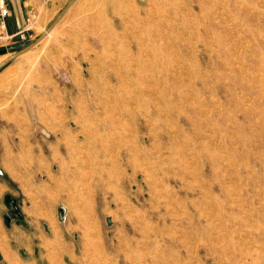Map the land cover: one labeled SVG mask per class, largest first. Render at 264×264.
<instances>
[{
    "label": "rangeland",
    "instance_id": "rangeland-1",
    "mask_svg": "<svg viewBox=\"0 0 264 264\" xmlns=\"http://www.w3.org/2000/svg\"><path fill=\"white\" fill-rule=\"evenodd\" d=\"M69 1L0 49L36 42ZM172 4L176 79L140 114L169 75L152 48ZM0 183L4 224L40 264H264V0H76L0 71Z\"/></svg>",
    "mask_w": 264,
    "mask_h": 264
},
{
    "label": "crops",
    "instance_id": "crops-1",
    "mask_svg": "<svg viewBox=\"0 0 264 264\" xmlns=\"http://www.w3.org/2000/svg\"><path fill=\"white\" fill-rule=\"evenodd\" d=\"M64 1L65 0H7L10 13L5 19V27H1L0 25L1 42L4 38H14L15 42L23 41L30 35L28 32L30 30L28 25L33 17L39 14V10L41 8L43 9L47 4H49V6L53 9L58 7ZM0 45H4V43H0ZM2 185L3 184L0 183V188ZM40 238L42 239L40 244L50 245L51 239L46 235H43V237L40 236ZM31 240L34 242L32 237H26L21 241L19 236L9 232V228L4 224L2 207L0 206V264H40L34 256L25 259L21 255V243L25 248L22 250L23 253L26 254L35 251V244L31 242ZM47 260L49 259L47 258Z\"/></svg>",
    "mask_w": 264,
    "mask_h": 264
},
{
    "label": "bare ground",
    "instance_id": "bare-ground-1",
    "mask_svg": "<svg viewBox=\"0 0 264 264\" xmlns=\"http://www.w3.org/2000/svg\"><path fill=\"white\" fill-rule=\"evenodd\" d=\"M197 8V6H195ZM187 8V7H185ZM188 9V8H187ZM178 18H181L182 20H186L185 16L184 15H181V12H180V9H179V6L178 4H172L168 10L167 13H161V16L159 17L157 23H158V29L155 30L154 32V35H155V39L157 41H161L162 43V46H161V49H160V52L158 50V48L153 45L154 47L152 48V50L154 51V54H155V57H156V60L157 62L159 63V65H161V68H160V73H163L164 75H166V72L169 74L168 76H166L165 78H163V80L158 77H154L155 79V85H154V88H153V91H154V94H155V97H156V100H154V102H150V100L146 101V106H147V109L144 108V105L141 104L138 106V109H137V112L138 113H142L141 111H144L146 110V113L151 111L153 112L154 114H156V112L159 111V109H161L160 107V97L163 96V94L165 92L168 91L167 88H165V83L168 82V79L170 78V70L168 68H166V63H165V60L168 59V61L171 62V57L167 58V54H168V51H167V48H168V44L165 42H162L163 40H165V38H167V36L170 38H174L175 39V31L177 29V20ZM165 28L166 30L164 31ZM247 41V40H246ZM247 43V42H246ZM232 45V44H231ZM143 47V46H142ZM240 52V51H239ZM159 54V55H158ZM174 54V53H173ZM10 54H4L2 56H0V63L2 61H4ZM107 59V58H106ZM151 59V58H150ZM104 61V60H103ZM107 61V60H105ZM99 62V61H98ZM238 62V61H237ZM239 63V62H238ZM241 64V63H240ZM114 67V66H113ZM121 67V66H120ZM245 67V66H244ZM97 69V68H95ZM114 68H111V77L112 78L113 76H117L118 73L113 70ZM117 73V74H116ZM176 73L178 74V72L176 71ZM119 76V75H118ZM260 76V75H259ZM176 78L174 77H171L170 80H175ZM100 88V87H97V89ZM101 89V88H100ZM104 89V88H103ZM102 89V90H103ZM99 90V89H98ZM151 90V89H150ZM105 91V90H104ZM107 91V90H106ZM112 92V91H111ZM122 95V94H121ZM112 100V99H111ZM108 102V101H106ZM110 103V102H109ZM145 103V101H144ZM140 104V102H139ZM148 106L150 107V109L148 108ZM130 110V109H129ZM132 110V109H131ZM129 111H127L128 113ZM135 113V112H134ZM157 115V114H156ZM150 120V119H149ZM120 127V126H119ZM85 131V130H84ZM84 133V132H83ZM121 133V132H120ZM213 134V133H211ZM127 141V140H126ZM147 153H149V149H141V150H136V152H133L131 148L127 147L126 151L124 154H127V156L130 158V156H133V157H136V156H139V155H146ZM170 154V153H169ZM227 161V160H226ZM86 172V171H85ZM88 175V174H87ZM107 186V185H106ZM107 188L103 185V181L100 179L98 181H96L95 183V187L93 189V192H89L88 194L84 195L83 193H80V198L82 199V202H85V206L87 209H91L92 205L91 203L87 200V198L89 196H97L99 192H102L103 190H106ZM208 204V203H207ZM209 215V214H207ZM196 247V246H195ZM234 253V252H233ZM132 258V257H131ZM130 259V258H128ZM144 259V258H143ZM142 259V260H143ZM164 262H165V258L163 259ZM168 263L170 264H189L188 262H176L175 260V257H169L168 258ZM137 264V263H136Z\"/></svg>",
    "mask_w": 264,
    "mask_h": 264
},
{
    "label": "water",
    "instance_id": "water-1",
    "mask_svg": "<svg viewBox=\"0 0 264 264\" xmlns=\"http://www.w3.org/2000/svg\"><path fill=\"white\" fill-rule=\"evenodd\" d=\"M75 1L76 0H70L65 5V7L62 9V11L57 15L56 19L49 25V27L47 28V30L40 36V38L36 42L31 43V44H29L27 46H24L21 49L15 51L13 53H11L4 61H2L0 63V71L2 69H4L7 65H9L11 62H13L16 58H18L22 54L30 51L35 46L36 43H38L43 38H45L49 34V32H51L53 30V28L59 22V20L66 14V12L69 10V8L73 5V3ZM6 53H7V50L6 49H0V55H4ZM6 202L7 203H9V202L13 203L15 212L19 215L20 218L23 217L21 211L19 210V208L17 206L16 199L13 196L7 195L6 196Z\"/></svg>",
    "mask_w": 264,
    "mask_h": 264
},
{
    "label": "built area",
    "instance_id": "built-area-1",
    "mask_svg": "<svg viewBox=\"0 0 264 264\" xmlns=\"http://www.w3.org/2000/svg\"><path fill=\"white\" fill-rule=\"evenodd\" d=\"M10 9L7 4V0H0V25L1 27H5V19L9 15Z\"/></svg>",
    "mask_w": 264,
    "mask_h": 264
}]
</instances>
